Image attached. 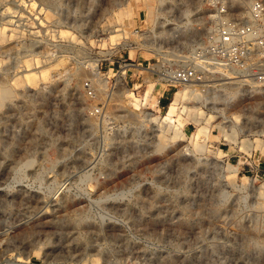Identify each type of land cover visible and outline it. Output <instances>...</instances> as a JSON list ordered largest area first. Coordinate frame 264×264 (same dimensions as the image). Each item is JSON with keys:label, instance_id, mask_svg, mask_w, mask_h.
Returning <instances> with one entry per match:
<instances>
[{"label": "rangeland", "instance_id": "1", "mask_svg": "<svg viewBox=\"0 0 264 264\" xmlns=\"http://www.w3.org/2000/svg\"><path fill=\"white\" fill-rule=\"evenodd\" d=\"M213 7L0 0V264H264V101L247 121L225 104L264 89L201 88L165 118L186 84L161 72Z\"/></svg>", "mask_w": 264, "mask_h": 264}, {"label": "built area", "instance_id": "2", "mask_svg": "<svg viewBox=\"0 0 264 264\" xmlns=\"http://www.w3.org/2000/svg\"><path fill=\"white\" fill-rule=\"evenodd\" d=\"M211 3L202 39L183 55L181 65L162 71L160 78L202 89L235 83L264 89V0H253L244 10L226 1Z\"/></svg>", "mask_w": 264, "mask_h": 264}, {"label": "bare ground", "instance_id": "3", "mask_svg": "<svg viewBox=\"0 0 264 264\" xmlns=\"http://www.w3.org/2000/svg\"><path fill=\"white\" fill-rule=\"evenodd\" d=\"M230 2H231V0H230ZM242 2H244V1H242ZM245 2H247L246 0H245ZM241 3V2H240ZM234 5H235V3H234ZM237 7V6H236ZM148 12V11H147ZM152 13V12H151ZM187 23V22H186ZM186 30V29H185ZM192 31V30H191ZM181 32V31H180ZM180 32L178 33V34H180ZM186 32V31H185ZM189 33H190V31H189ZM194 32H191L190 34H193ZM181 34H183V32L181 33ZM186 34H187V36L189 35L187 32H186ZM184 35V37H185V33L183 34ZM182 35V36H183ZM193 35H195V33L193 34ZM196 36V35H195ZM188 37H190V36H188ZM178 38V37H177ZM187 38V37H186ZM193 38V37H192ZM194 39V38H193ZM200 40V39H199ZM198 40V41H199ZM181 41V40H180ZM185 42H187L188 40L186 39V40H184ZM183 41V42H184ZM189 41H191V40H189ZM188 41V42H189ZM176 42V41H175ZM187 46V45H186ZM187 49V48H186ZM29 69V68H28ZM28 73H26V75L24 76L25 78H30L31 76L28 74ZM23 79V78H22ZM239 85V84H238ZM237 86V85H236ZM159 88V87H158ZM233 89V88H232ZM203 90H206V89H203ZM238 90H239V86H237V87H235L234 89H233V91H229L230 92V95H227V97L225 98L226 99V101H225V104L227 103H229V102H231L230 103V105H232V107L234 106V108L236 107V108H238V109H242V110H244V112L246 113V121H247V119H252V118H254V114H255V112H257L256 111V109H259L258 108V106H260V104L262 103V101H264L263 100V98L260 96V94H257L256 92L255 93H252L251 95H249L248 97V101L245 99H243V97H239V96H237V92H238ZM211 91L212 90H209L208 92V95L211 93ZM207 92V91H206ZM217 92H219V91H217ZM213 93V92H212ZM220 94H221V92H219ZM133 94V93H132ZM158 94V93H157ZM241 94V93H240ZM239 94V95H240ZM12 95V92L10 91V89L8 88V87H5L4 89H2V90H0V103H2L6 98H8V97H10ZM150 96H151V99L153 100V104L155 105V103H156V101H157V97L158 96H160V94L159 95H157L156 97H155V94H153V91L152 92H150V94H149ZM190 95H193L194 97H209V96H206L207 94H205V92L204 91H202V89L201 88H199L196 84H186L185 85V88L183 89V90H180V91H177L176 93H175V95H174V97H175V99H174V101L170 104V106H169V110L167 111L166 110V112H167V115L165 116V118H170L171 116H172V113H175V111H176V105H175V103H176V101H178L179 99H182V98H187V97H189ZM213 95V94H212ZM222 95V94H221ZM245 95V94H244ZM215 96V95H214ZM133 97H135V98H133V100H135V101H137L138 99L136 98V96H134L133 95ZM224 97V96H223ZM222 97V98H223ZM155 99H156V101H155ZM190 99H192V98H190ZM142 100V99H141ZM201 101V100H200ZM212 101H213V99H212ZM224 101V100H223ZM247 101V102H246ZM202 102V101H201ZM223 106V105H222ZM183 107V106H182ZM229 107V106H228ZM184 109L185 110H187V106H184ZM190 110L197 116V119L200 121V120H204L205 119V121L206 122H208L209 120H210V118H211V115H208V116H206V114H204V112L200 109V106H194V107H192V108H190ZM237 110V109H236ZM151 113H152V111H151ZM148 114V113H147ZM255 116H256V114H255ZM175 118V117H174ZM174 121V120H173ZM212 121V120H211ZM168 122V121H167ZM201 122V121H200ZM210 123V122H209ZM250 123V122H249ZM183 124V123H182ZM199 124V123H198ZM173 125V124H172ZM214 125V124H213ZM154 130V129H153ZM204 131V126H201V124H200V127H198V130H197V132H196V137H199L201 134H202V132ZM195 134V133H194ZM194 134H193V136H194ZM208 136V135H207ZM161 137V136H160ZM208 139V138H207ZM257 140V139H256ZM259 141V140H258ZM257 141V142H258ZM162 142V141H161ZM164 142V141H163ZM235 169H236V167H235ZM253 180V179H252ZM254 181V180H253ZM262 187V186H261ZM261 192H264V189L261 191ZM35 226V225H34ZM33 226V227H34ZM29 228H31V226L29 227Z\"/></svg>", "mask_w": 264, "mask_h": 264}]
</instances>
